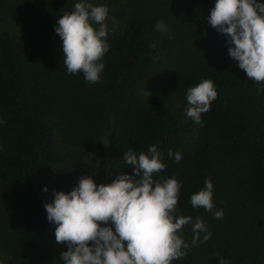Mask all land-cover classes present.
<instances>
[{"label": "trees", "instance_id": "1", "mask_svg": "<svg viewBox=\"0 0 264 264\" xmlns=\"http://www.w3.org/2000/svg\"><path fill=\"white\" fill-rule=\"evenodd\" d=\"M120 2L125 17L109 32L105 68L94 84L67 73L63 63L54 31L56 19L71 11L63 0L45 1L37 31L0 32V253L11 257L6 264H63L66 245L56 243L44 208L57 157L52 118L75 149H96L110 132L121 172L132 173L123 152H147L155 144L163 153L167 168L160 175L182 182L175 215L200 217L212 233L206 241L201 233L171 264H218L220 258L264 264V91L258 94L229 57L226 36L220 42L205 4ZM161 20L170 35L157 30ZM205 78L217 96L201 126L185 114L186 92ZM169 150L182 153L179 163ZM205 178L213 182L222 219L190 203ZM180 234L191 244V224Z\"/></svg>", "mask_w": 264, "mask_h": 264}, {"label": "clouds", "instance_id": "2", "mask_svg": "<svg viewBox=\"0 0 264 264\" xmlns=\"http://www.w3.org/2000/svg\"><path fill=\"white\" fill-rule=\"evenodd\" d=\"M106 4L76 0L70 12L56 19L54 31L61 40L67 73H82L88 83H97L105 68L102 57L109 50ZM209 25L226 36L227 52L246 76L264 91V0H214L207 17ZM157 30L168 32L164 21ZM217 91L211 79H202L187 89L185 114L203 126L202 113L209 110ZM5 121L0 117V124ZM177 163L182 153L169 150ZM132 173L120 172L109 183H97L93 175H82L69 191L53 190L44 203L46 218L54 227L57 244L64 243L59 259L63 264H171L188 254L201 240L212 235L200 217L175 215L182 182L163 175L167 165L155 144L147 152H123ZM48 191L45 185L42 189ZM214 185L205 178L203 187L190 196V203L222 219L214 210ZM191 224V244L180 234ZM10 256L0 253V264ZM218 264H228L220 258Z\"/></svg>", "mask_w": 264, "mask_h": 264}, {"label": "rangeland", "instance_id": "3", "mask_svg": "<svg viewBox=\"0 0 264 264\" xmlns=\"http://www.w3.org/2000/svg\"><path fill=\"white\" fill-rule=\"evenodd\" d=\"M46 0H0V32H8L11 35H23L37 31L41 23V6ZM187 5L203 7L205 4L207 13L214 6V0L206 4L205 0H180ZM76 0H63L65 10L73 9ZM93 4H106L109 8L106 20L109 32L116 33L123 17V7L120 0H92ZM215 30V29H214ZM216 32H218L216 30ZM219 33V32H218ZM215 36V33H214ZM220 42L225 35L219 33ZM226 40V39H225ZM56 139V161L53 165L55 174L51 185V191H69L77 183L82 175H93L97 183H109L120 173L116 163V149L111 141V133L106 132L100 139L98 147L91 150L75 149L67 144L52 118Z\"/></svg>", "mask_w": 264, "mask_h": 264}]
</instances>
